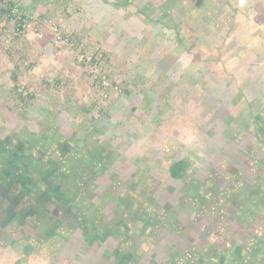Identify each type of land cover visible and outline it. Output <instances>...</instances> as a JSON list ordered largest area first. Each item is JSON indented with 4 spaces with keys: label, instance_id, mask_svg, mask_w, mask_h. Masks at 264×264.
Returning <instances> with one entry per match:
<instances>
[{
    "label": "rangeland",
    "instance_id": "rangeland-1",
    "mask_svg": "<svg viewBox=\"0 0 264 264\" xmlns=\"http://www.w3.org/2000/svg\"><path fill=\"white\" fill-rule=\"evenodd\" d=\"M258 117L264 0H0V141L37 156L56 140L84 217L3 222L0 264H264V208L233 187L261 171ZM89 150L110 163L83 166ZM183 156L193 188L210 176L227 195L217 211L168 174ZM227 163L243 181L220 177Z\"/></svg>",
    "mask_w": 264,
    "mask_h": 264
},
{
    "label": "trees",
    "instance_id": "trees-1",
    "mask_svg": "<svg viewBox=\"0 0 264 264\" xmlns=\"http://www.w3.org/2000/svg\"><path fill=\"white\" fill-rule=\"evenodd\" d=\"M10 7L14 6V2H9ZM259 117L254 118L250 120L249 118L245 121L246 127H249L250 129H247L249 133L252 136L258 137V139H261V141H264V127H262L258 123ZM257 127V129L255 128ZM43 138L45 136H42ZM9 140L7 139L6 142L0 141V211L3 210V214L8 217L12 214L11 208V200L10 197H13L15 192L19 189L24 198L28 197V200L26 201L25 205L27 207L33 208L35 205V201L32 197L29 195L34 189V186H37L36 183H33V178L31 176L35 173L38 174V179L42 180L43 182L41 185H44L43 187V193L49 196L56 195L58 201L64 205V207L71 203L70 206H72L74 209V216L78 218L77 215H80V220H83V214L82 209L80 205V195L79 191L77 189L70 190V188H66L61 184L60 177L64 175V171L70 170L68 167V163L71 162V160L66 158V160L61 159V155H63L66 152L61 151V146L57 144L56 140H53L49 145H41V150L39 153H37V156L34 155L33 152L31 153H25L22 152L19 149H16L14 152L10 151V148L8 147ZM67 149V147H65ZM76 149L80 150L79 147L75 146ZM97 153V154H96ZM67 153L65 154V156ZM97 156V158H96ZM23 158L21 164L18 163V159ZM28 160H24V159ZM81 163L84 166H89L91 164H100L102 166H106L110 163L109 157L103 153V151H87L83 152L80 155ZM260 160V161H259ZM258 167L261 169L258 173L254 174V181L252 184H247L244 182H240L233 186L234 188H240L245 187L248 189V192L245 194L242 191H236L239 195H242L247 200L246 202L249 205L253 206H261V208L264 206V165L262 162H264V156H259L257 158ZM255 163V162H254ZM192 165V160L188 156L179 157L176 159H171L167 167L168 174L174 178L179 180H184L183 188L181 189V193H184L185 195L189 196L190 198H195L199 193L195 191L193 188V184L196 181L194 176H192L191 173H189V169ZM227 168H232L229 163L226 164L225 173L220 176L222 179L227 178L229 179V182L232 184L233 180H241L243 181V174L245 171L240 167L239 170H229ZM39 171V172H38ZM233 173V175L231 174ZM63 174V175H62ZM233 176V177H232ZM209 178L204 182L203 186L206 189L205 191L208 192V188L216 183H212ZM28 178V180H27ZM38 180V181H39ZM214 181V180H213ZM245 184V185H243ZM17 189L14 190L13 189ZM40 187V186H38ZM213 187V186H212ZM215 188L219 189L220 186H216ZM220 193H224L221 189L219 191H215L213 193V196L217 197L218 199L222 197H226L220 195ZM255 193L256 195L253 196ZM79 195V196H78ZM249 197L253 199H259V202H253ZM257 197V198H256ZM119 198V196H118ZM77 199L79 201H77ZM119 200V199H118ZM118 202V201H117ZM115 202V204H118ZM28 204V205H27ZM241 206V205H240ZM238 206V207H240ZM6 207V208H2ZM75 209L78 211V214L75 213ZM249 211L248 215L253 213V208L248 207L245 211ZM71 211V210H69ZM250 211L252 213H250ZM245 213L244 211H242ZM245 215V214H244ZM146 219V217H145ZM1 221V219H0ZM100 235H104V233L98 231ZM89 237L96 238L95 234L89 233ZM99 235V234H98ZM16 237H13L11 241H15ZM236 252L237 256L240 258V248L239 246H236ZM253 259L255 258V255L251 256ZM222 259V258H221Z\"/></svg>",
    "mask_w": 264,
    "mask_h": 264
},
{
    "label": "flooded vegetation",
    "instance_id": "flooded-vegetation-1",
    "mask_svg": "<svg viewBox=\"0 0 264 264\" xmlns=\"http://www.w3.org/2000/svg\"><path fill=\"white\" fill-rule=\"evenodd\" d=\"M258 123H259V121H258ZM262 127H264V124L262 125ZM258 138V137H257ZM19 164H21V163H19ZM85 167H87V166H85ZM88 168V167H87ZM89 169V168H88ZM39 172V171H38ZM31 178H33V183H36V185L37 186H34V189H33V191L31 192V194L29 195L30 197H32L33 199H34V201H35V205L33 206V207H35V210H34V208H31V207H27L26 208V205H25V203H26V201L28 200V197L27 198H24L23 197V194H22V192L18 189H14V187H13V189L14 190H17V192H15V194H14V196L13 197H10V200H11V208H10V211L12 210V214L11 215H9L8 217H6V215L5 214H3V210L2 211H0V219H1V221H0V227L2 226V224H3V222H5V221H8V222H12V221H15V220H19V222H21V221H23L24 219H25V217H27L26 215L28 214V213H31L32 212V210H34V213H36L37 214V216L40 218V219H42L44 216H45V211H49V210H51L52 208H54V209H56V210H58L59 212H60V214H65V215H67L70 211L69 210H71V212H73V207L72 206H70V204L71 203H68L65 207H64V205L63 204H61L59 201H58V199H57V197H56V195L54 194V196H49V195H46V194H44L43 193V187H44V185H41V183L43 182L42 180H39L38 179V174L37 173H35V174H33L32 176H31ZM27 180H28V178H27ZM39 180V181H38ZM38 186H40V187H38ZM195 189V191H197L198 193H199V195H197V197H195V198H197L199 201H200V203H202L203 201H204V205H207V206H210V207H212V204H211V202H210V198L211 197H213V193L215 192V191H219V189H217V188H215V186L214 187H209L208 188V192H206L205 190V188L204 187H202V188H194ZM239 189V188H238ZM243 189V188H242ZM243 190H245V189H243ZM254 195L253 196H255L256 194L255 193H253ZM223 196H226L227 197V195L225 194V192L223 193ZM253 202H259L260 201V198L257 200V199H253V198H251V197H249ZM257 198V197H256ZM213 199H216V200H218V198L217 197H214ZM242 199L243 200H246L245 199V197H242ZM151 201V200H150ZM247 201V200H246ZM245 201V202H246ZM215 202H217V201H215ZM28 205V204H27ZM216 207H217V203L216 204H214ZM2 208H6V207H2ZM218 208V207H217ZM226 208H228V206L226 207ZM262 208H264V207H262ZM211 210H214V211H217V209L216 208H211ZM210 209H207V211H209V212H214V211H211ZM230 211H228L227 212V214L229 213ZM248 210L247 211H245V214L246 215H248ZM262 212V211H261ZM75 213L76 214H78V211L75 209ZM163 214H165V215H169L170 214V211L169 210H167V209H165V211L163 212ZM71 215H73L74 216V212H73V214H71ZM229 215V214H228ZM227 215V216H228ZM24 217V219L23 220H20L21 218H23ZM166 217V216H165ZM80 218V217H79ZM57 220V218H52L51 220ZM146 219L148 220V218L146 217ZM81 222L83 221V220H80ZM80 222V223H81ZM121 222H122V220H121ZM124 226H126V224H123ZM83 226V225H82ZM101 232V231H100ZM94 234V233H93ZM95 236H96V234H95ZM215 249V248H214ZM220 251H222L223 252V249L222 250H220ZM259 253V248L257 249H254L253 250V252L251 253V255H255V257L257 256V254ZM217 254H218V256H217V258H216V263H222L223 262V253H221V252H218L217 251ZM206 257V253L205 252H200L196 257H195V264H205V262H203L204 261V259H206L205 258ZM222 258V259H221ZM251 261H254L253 260V258L251 257Z\"/></svg>",
    "mask_w": 264,
    "mask_h": 264
}]
</instances>
